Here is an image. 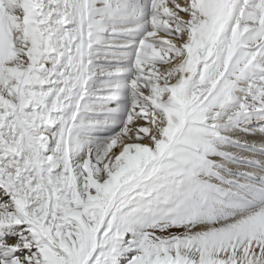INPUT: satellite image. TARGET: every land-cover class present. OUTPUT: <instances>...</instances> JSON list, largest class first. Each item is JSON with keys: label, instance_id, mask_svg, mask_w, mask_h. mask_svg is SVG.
<instances>
[{"label": "snow or ice", "instance_id": "6c2138e0", "mask_svg": "<svg viewBox=\"0 0 264 264\" xmlns=\"http://www.w3.org/2000/svg\"><path fill=\"white\" fill-rule=\"evenodd\" d=\"M0 264H264V0H0Z\"/></svg>", "mask_w": 264, "mask_h": 264}]
</instances>
